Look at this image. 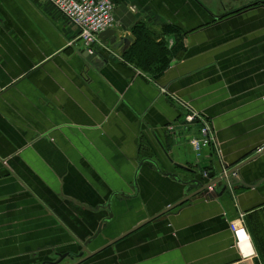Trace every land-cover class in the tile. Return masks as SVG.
Listing matches in <instances>:
<instances>
[{
  "label": "crops",
  "instance_id": "crops-1",
  "mask_svg": "<svg viewBox=\"0 0 264 264\" xmlns=\"http://www.w3.org/2000/svg\"><path fill=\"white\" fill-rule=\"evenodd\" d=\"M114 1L117 40L98 38L90 55L50 3L0 0V264H74L183 198L169 173L220 179L221 166L237 168L233 187L215 184L81 264H264V6ZM139 28L175 41L159 74L122 61ZM181 103L219 153L195 158L199 122ZM108 200L112 232L85 247Z\"/></svg>",
  "mask_w": 264,
  "mask_h": 264
},
{
  "label": "built area",
  "instance_id": "built-area-1",
  "mask_svg": "<svg viewBox=\"0 0 264 264\" xmlns=\"http://www.w3.org/2000/svg\"><path fill=\"white\" fill-rule=\"evenodd\" d=\"M50 3L58 12H60L72 25L78 29V38L82 45L90 53H94L98 44V35L100 32L112 28L115 23L113 11L116 3L114 0H42ZM134 7H132L133 9ZM186 108L185 120L199 122V135L191 136L189 143L196 159H201L205 148L214 147L216 153H219L215 137L211 128L204 119L188 106L181 103ZM230 228L235 235L237 243L241 246L244 237L238 235L242 230L249 242L248 234L243 226L231 224ZM243 252V251H242Z\"/></svg>",
  "mask_w": 264,
  "mask_h": 264
},
{
  "label": "water",
  "instance_id": "water-1",
  "mask_svg": "<svg viewBox=\"0 0 264 264\" xmlns=\"http://www.w3.org/2000/svg\"><path fill=\"white\" fill-rule=\"evenodd\" d=\"M98 38H100V39H107L108 38L110 41V44H114L115 41L117 40L116 31L114 29H111V28L106 29V30L99 33ZM119 40H121L124 43L127 42V38H122ZM86 52H87V50H86ZM90 55H94V53L90 54ZM221 167H222V169L219 171V174L221 176L220 179L218 177H217V179L214 178L213 174H207L206 176L201 175V178L200 177L198 178L197 173L195 171L191 172L192 175L190 178L185 177L183 179L177 177L176 174L169 173V176L173 177L180 184V186L184 187L183 188L184 189V197L183 198H181L179 201H177L176 203H174L172 205H168V207H166L165 209H163L162 211H160L156 215L149 217L148 219L142 221L141 223L136 225L134 228H132L128 232L124 233L123 235L118 236L116 239H112V240L108 239L106 243L101 245L95 251L88 252L85 248H82L78 253H76L74 255L76 258H78L74 264H80L86 260L91 259L97 253L102 252L106 248L112 246L115 242H117L121 238H123L126 235L134 232L135 230H138L139 228L143 227L144 225L151 223L152 221L158 219L160 216L166 214L170 210H172V209L176 208L177 206H180V205L184 204L185 202L189 201L193 197H196V196H203V197L209 196L210 197L215 192V188L213 191V186L215 184L220 185V182H222V181L226 183V185H224L222 187L220 194H222V192H224L225 189H227V186L233 187L235 184H237L238 183L237 178L232 176V173L235 172L237 168L232 169V170H228L226 166H221ZM161 174L168 176L167 173H161ZM134 184H135V186H137L136 181L134 182ZM189 189H190V191H189ZM102 207L103 208L107 207L108 210H111V201L108 200V202L105 205H102ZM111 217H112V214H110L107 219H103L102 221H100L98 228H97L96 232L94 233V235L90 236L88 239H86L84 241L83 245L85 247L87 246L88 242L94 240L99 234H101L102 227H103L104 223L106 222V220L110 219ZM84 253H85V255H83ZM64 256H65L64 254L60 255V257L56 261H46V262H42L41 264H58L59 262H61L63 260Z\"/></svg>",
  "mask_w": 264,
  "mask_h": 264
},
{
  "label": "trees",
  "instance_id": "trees-1",
  "mask_svg": "<svg viewBox=\"0 0 264 264\" xmlns=\"http://www.w3.org/2000/svg\"><path fill=\"white\" fill-rule=\"evenodd\" d=\"M139 29L141 31L136 29L138 30L135 32L136 38L124 56L139 66L142 71L159 74L168 66L170 59L174 56V47L169 49L165 45V40L155 41L146 30Z\"/></svg>",
  "mask_w": 264,
  "mask_h": 264
},
{
  "label": "flooded vegetation",
  "instance_id": "flooded-vegetation-1",
  "mask_svg": "<svg viewBox=\"0 0 264 264\" xmlns=\"http://www.w3.org/2000/svg\"><path fill=\"white\" fill-rule=\"evenodd\" d=\"M259 6H264V0H248L246 3H244V5L242 7L254 8V7H259ZM127 196H129V195H127ZM111 210H112V205H111ZM111 210H109L108 215L112 214V216H113V212ZM107 218L108 217H105L104 219H107ZM111 221L112 220L108 219L104 223V227H105L106 231L110 230L112 232V226L110 225ZM108 248H111V246Z\"/></svg>",
  "mask_w": 264,
  "mask_h": 264
},
{
  "label": "rangeland",
  "instance_id": "rangeland-1",
  "mask_svg": "<svg viewBox=\"0 0 264 264\" xmlns=\"http://www.w3.org/2000/svg\"><path fill=\"white\" fill-rule=\"evenodd\" d=\"M212 21V20H211ZM166 36H168V34L167 35H164V36H160L159 37V39H163V40H165V45H166V47H168V46H170L169 44L170 43H168V40L171 42V40L172 39H170L169 37H166ZM160 41H162V40H160ZM168 43V44H167ZM174 45H175V41H173V45H172V47L171 48H173L174 47ZM107 51L109 52V53H111L112 52V50H111V48L109 47L108 49H107ZM122 61L123 62H126V63H128V64H131V65H133L134 67H136L137 69L139 68V66H137V65H135L133 62H131L130 60H128V57L127 56H124V57H122ZM141 71H142V69L141 68H139ZM144 73H149V72H145V71H143ZM133 233V232H132ZM132 233H130V234H132ZM130 234H128V235H126L125 237H127V236H129ZM125 237H123V238H125ZM123 238H121L120 240H118L117 242H120ZM116 243V242H115ZM114 243V244H115ZM80 251V250H79ZM78 251V252H79ZM77 252V253H78ZM100 254V252L99 253H97L95 256H97V255H99ZM83 255H85V253L83 254ZM94 256V257H95ZM76 258V257H75ZM93 258V257H92ZM78 258H76V260H77ZM52 261V260H51ZM56 261V260H55ZM87 261V260H86ZM85 262V261H84ZM83 263V262H82ZM81 264V263H80Z\"/></svg>",
  "mask_w": 264,
  "mask_h": 264
},
{
  "label": "snow or ice",
  "instance_id": "snow-or-ice-1",
  "mask_svg": "<svg viewBox=\"0 0 264 264\" xmlns=\"http://www.w3.org/2000/svg\"><path fill=\"white\" fill-rule=\"evenodd\" d=\"M238 235H240L241 237H244L245 240L247 239V238L245 237L244 232H243L242 230L238 233ZM245 247L250 248L249 245H245Z\"/></svg>",
  "mask_w": 264,
  "mask_h": 264
},
{
  "label": "bare ground",
  "instance_id": "bare-ground-1",
  "mask_svg": "<svg viewBox=\"0 0 264 264\" xmlns=\"http://www.w3.org/2000/svg\"><path fill=\"white\" fill-rule=\"evenodd\" d=\"M86 52V51H85ZM243 243V242H242Z\"/></svg>",
  "mask_w": 264,
  "mask_h": 264
}]
</instances>
